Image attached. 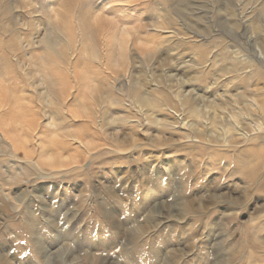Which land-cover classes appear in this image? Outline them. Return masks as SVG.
Wrapping results in <instances>:
<instances>
[{"label":"rangeland","instance_id":"1","mask_svg":"<svg viewBox=\"0 0 264 264\" xmlns=\"http://www.w3.org/2000/svg\"><path fill=\"white\" fill-rule=\"evenodd\" d=\"M1 94L0 264H264V0H0Z\"/></svg>","mask_w":264,"mask_h":264},{"label":"bare ground","instance_id":"2","mask_svg":"<svg viewBox=\"0 0 264 264\" xmlns=\"http://www.w3.org/2000/svg\"><path fill=\"white\" fill-rule=\"evenodd\" d=\"M262 57V56H261ZM2 99H3V96H2V94H1V96H0V104L2 103ZM8 130V132H9V129H7ZM1 131H3V133H5V135L6 134H8V132L5 130V129H2ZM8 136V135H7ZM2 137V136H1ZM17 148H18V143L17 144H14Z\"/></svg>","mask_w":264,"mask_h":264}]
</instances>
